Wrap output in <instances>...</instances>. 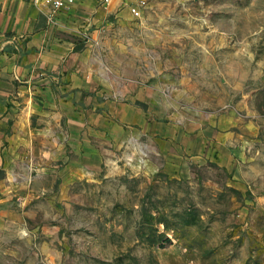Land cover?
Here are the masks:
<instances>
[{
	"label": "rangeland",
	"instance_id": "obj_1",
	"mask_svg": "<svg viewBox=\"0 0 264 264\" xmlns=\"http://www.w3.org/2000/svg\"><path fill=\"white\" fill-rule=\"evenodd\" d=\"M53 27L55 69L0 61V264H264V0Z\"/></svg>",
	"mask_w": 264,
	"mask_h": 264
},
{
	"label": "crops",
	"instance_id": "obj_2",
	"mask_svg": "<svg viewBox=\"0 0 264 264\" xmlns=\"http://www.w3.org/2000/svg\"><path fill=\"white\" fill-rule=\"evenodd\" d=\"M50 26L44 9L36 7L32 0H0V61L6 59L7 52L16 43L30 52L23 58V64L33 67L55 69L61 64L65 48L56 42L54 29ZM40 49V51H38ZM14 57H20L14 54ZM12 70V67H8ZM22 68L17 74L26 75ZM73 86L80 85L78 78H72ZM83 92L75 91V100L81 99ZM46 100L50 101L51 93L47 89L43 92Z\"/></svg>",
	"mask_w": 264,
	"mask_h": 264
},
{
	"label": "built area",
	"instance_id": "obj_3",
	"mask_svg": "<svg viewBox=\"0 0 264 264\" xmlns=\"http://www.w3.org/2000/svg\"><path fill=\"white\" fill-rule=\"evenodd\" d=\"M79 0H32L33 4L42 8L50 24L55 25L59 17L71 11ZM151 0H100L104 8L115 7L116 9L129 8L134 18H140L143 11L148 7Z\"/></svg>",
	"mask_w": 264,
	"mask_h": 264
}]
</instances>
